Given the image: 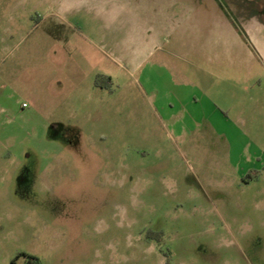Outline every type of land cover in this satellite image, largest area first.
Returning a JSON list of instances; mask_svg holds the SVG:
<instances>
[{
	"label": "rangeland",
	"instance_id": "rangeland-1",
	"mask_svg": "<svg viewBox=\"0 0 264 264\" xmlns=\"http://www.w3.org/2000/svg\"><path fill=\"white\" fill-rule=\"evenodd\" d=\"M188 4L204 93L180 119L129 93L100 114L35 105L13 64L53 9L0 0V264H264V56L245 46L264 42V0Z\"/></svg>",
	"mask_w": 264,
	"mask_h": 264
},
{
	"label": "crops",
	"instance_id": "crops-1",
	"mask_svg": "<svg viewBox=\"0 0 264 264\" xmlns=\"http://www.w3.org/2000/svg\"><path fill=\"white\" fill-rule=\"evenodd\" d=\"M188 1L38 0L53 9L46 15L51 29L45 40L27 44L25 53L15 56L14 69L21 68L23 76L13 84L53 113L100 114L118 109L114 99L129 93L132 106L144 98L149 114L171 118L178 112L187 118L204 93L199 65L193 69L197 83H188L184 57L204 50L203 20ZM246 36L249 53L264 56V42ZM98 75L111 78V89L96 84ZM259 172L252 167L247 174L253 178Z\"/></svg>",
	"mask_w": 264,
	"mask_h": 264
},
{
	"label": "trees",
	"instance_id": "trees-1",
	"mask_svg": "<svg viewBox=\"0 0 264 264\" xmlns=\"http://www.w3.org/2000/svg\"><path fill=\"white\" fill-rule=\"evenodd\" d=\"M111 82L110 77H106L105 75H98L96 78V84L101 86H108Z\"/></svg>",
	"mask_w": 264,
	"mask_h": 264
},
{
	"label": "flooded vegetation",
	"instance_id": "flooded-vegetation-1",
	"mask_svg": "<svg viewBox=\"0 0 264 264\" xmlns=\"http://www.w3.org/2000/svg\"><path fill=\"white\" fill-rule=\"evenodd\" d=\"M250 176V175H249Z\"/></svg>",
	"mask_w": 264,
	"mask_h": 264
}]
</instances>
